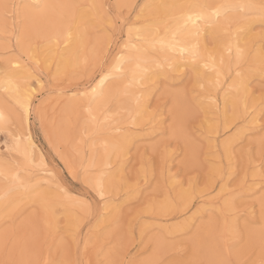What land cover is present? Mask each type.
<instances>
[{
    "label": "rangeland",
    "instance_id": "374dc122",
    "mask_svg": "<svg viewBox=\"0 0 264 264\" xmlns=\"http://www.w3.org/2000/svg\"><path fill=\"white\" fill-rule=\"evenodd\" d=\"M158 1L133 0L124 3L129 7L118 8L115 0H99L95 5L112 6L105 9L101 24L99 10L89 8L93 5L89 0H76L75 5L85 7L77 8L80 15L74 26H79L69 36V43H48L46 37L29 32L23 36L25 47L17 39L21 38V28L25 25L23 17L10 16L5 22L0 11V68L4 66L6 56L9 59L18 56L21 58L18 75L28 76L31 72L28 83L43 79L31 96L29 125L34 140L45 155L46 168L52 172L48 181L52 182V188L62 186L76 195L74 200L84 202L75 205L76 208L58 198L53 201L54 216L41 204L26 198L4 207L0 212V260L5 259L3 238L7 231L11 239L9 250L17 259L39 255L42 262L48 259L63 261L68 252L75 258L79 242L81 257L85 261L91 259L93 264L105 256L121 262L132 259L137 264L141 260H163L165 264L182 260L199 264L200 261L228 259L236 264L246 260L249 264H259L264 252V212L261 207L264 200V187H261L264 182V169L261 168L264 153L261 144L264 137L261 130L264 127V24L254 15L246 17V21H251L250 26L245 23L241 28L231 27L232 33L240 36L238 44L246 56L239 67L235 65L226 72L218 85L213 69L203 68L199 72L186 67L168 72L169 76L155 75L140 86L143 92L149 93L145 97L142 117L136 115L135 119L126 109L118 108L122 97L114 92L110 96V110L102 109L106 117L98 120L99 130L95 135L91 125L87 126V133L84 131L85 114L78 105L67 110L72 94L93 84L101 68H109L118 50L126 52L130 42L139 44L140 37L129 35L127 26L122 31L119 28L113 31L112 24L117 16L121 12L124 16L131 13L132 19L136 20L139 15L138 26H141L151 17V13L141 6ZM6 3L29 5L23 0H6ZM94 16L97 19H93ZM239 29L244 31L238 32ZM209 31L201 36L202 52L218 53L228 38L224 37L223 31L215 32L218 39L213 45L214 33ZM205 39L207 48L203 47ZM75 40L79 41L76 49L71 48ZM126 44L129 45L127 48ZM65 52L73 53L74 64L60 65L59 61L69 56ZM147 53L159 58L160 52L153 48ZM225 53L229 59V52ZM59 55L62 56L57 57ZM253 57L259 59L256 68L248 63ZM25 64L30 65L28 70H25ZM238 72L246 78L247 93H243V101L249 109L225 125L224 114L231 115L232 110L222 106L221 100L224 94L228 98L238 95L228 86ZM210 96L217 100V108L212 107ZM0 99L10 110L5 102L7 94L1 88ZM11 103L15 104V101ZM254 116L257 121L251 123ZM10 119L16 121L10 129L13 133L25 131L19 126L15 113ZM114 127L120 129L114 130ZM120 133L132 135L126 144L125 155L114 157L107 167L114 173L115 181L108 191L110 196L106 199L110 202L106 207L84 182L83 171L87 168L89 174L97 173L95 167L88 166V161L102 150L103 145L97 142L91 145L93 140ZM230 137L233 141L226 151L222 142ZM33 157L31 162H26L13 149L10 136L0 132V161L5 158L12 161L13 171L16 170L15 163L19 162L21 178L32 183L45 176L41 172L45 166ZM64 159L73 168L68 169ZM25 169L32 175H27ZM0 183L9 187L17 185L10 178L5 180L3 175H0ZM180 191L190 194L188 202L178 195ZM167 197L174 207L161 213L155 206ZM193 221L195 226L188 230L187 225Z\"/></svg>",
    "mask_w": 264,
    "mask_h": 264
},
{
    "label": "bare ground",
    "instance_id": "6f19581e",
    "mask_svg": "<svg viewBox=\"0 0 264 264\" xmlns=\"http://www.w3.org/2000/svg\"><path fill=\"white\" fill-rule=\"evenodd\" d=\"M23 1L24 3L27 2L26 4H29L30 3L29 1L34 2L33 4L38 3V4L75 5L76 3V0H23ZM89 1L93 5H95L97 2L99 3V0H89ZM132 1L133 0H115V4L120 5L124 3H129ZM262 1H263L262 3H259L258 0H181V1L180 0L178 1L160 0L153 5H150V3H145L144 5H148L149 7H145L144 9H146L148 12L151 13V17L147 23L140 26L142 29L140 33L133 32L131 34V35L140 37L139 44L137 45V44H133L132 42H130L129 50L124 52V53H130L132 55L133 57L132 61L131 62L126 61L121 66L120 72H115L116 58L123 52L121 50H118L114 54L113 62L111 63L109 68L107 69L103 67L101 68L100 75L97 78L95 77L96 81L93 84H91V87L88 86L87 88L81 89L78 92H75L72 94V99H70L71 101H69L67 105V110H73V108L76 107V105H78L77 98L80 96L81 93L85 91L90 92L92 87H97L99 85V81L102 76L108 77L104 81L103 85H99L100 87L103 88L105 96L110 97L114 92H118L119 96L122 97V99L120 100V104L118 105V108L126 109L127 112H130L135 116V119H136V115H140V117H142L144 107H145L144 104L146 102L145 97L149 94L147 91L143 92L140 86L148 83L151 80V78H153V76L155 75H161V74L167 75L168 72L170 71H175V70L179 71V70H182L183 68L189 67L191 68V70L193 71L199 70V72L200 70H203V68L213 69V74H214L213 76L217 79L219 78V80L223 79L226 72L231 67L237 65L235 47H233V50H232L233 58L231 59V61L227 58V53H225L226 51H228L226 48L228 40L221 45V48L218 53H211V55L215 57L214 65L212 64V61L208 59L209 53L202 52L203 58L197 61H193L192 57L190 56L188 52L182 53L180 51L181 48L190 47V44H189L188 29L183 28L184 21L182 19H179V17L186 16L188 14H192L200 10L197 8H187V7L183 9H169L163 6L164 5H213L215 6V5H221V4H231V5L252 4V5L259 6L261 4H264V0ZM0 3H6V0H0ZM24 11L25 10L22 7L20 16L23 17L25 25L21 28V34H20L21 38H17L21 41L20 45H22L23 47H25L22 41L24 38L23 36H25L29 32L34 33V34H39V35H42L43 37H46L48 43L53 42V41H58L61 44H63L70 40L69 36L73 33V30L78 29L77 27L79 26V25L77 27L74 26V23H76L77 19L79 20L78 15H80L78 14L79 11H77V9H75V13L77 17L75 22H70L67 16L65 17L64 20H57L55 22L47 18L40 17L38 15L31 16V17H25ZM66 11L68 13H71L72 10L69 9ZM207 11L211 12L212 9H208ZM248 15H254L257 20H260L258 18L259 8L257 7L256 9L245 10V12H241L239 9L230 10L228 16L230 18H234V21H235L231 27H233L234 29L241 28L243 27L245 23L248 26H250L249 23H251V21H246V17ZM80 23L81 22H79L78 24ZM209 23L213 25L210 28L208 27ZM224 23H225L224 16H221L219 20H217L215 17H211L210 21H200L199 26L202 29V34L207 32L208 29L210 30L209 33L212 34V32L213 33L222 32ZM191 27L192 26L189 25V28ZM77 34L78 32L75 35ZM27 41L28 40H26V42ZM78 42L79 41L72 43L71 48L78 47L79 46ZM236 43L237 42L233 40V44L235 45ZM153 48L157 49L160 52L158 53L159 58H154L151 53H147L149 49H153ZM66 54H69V56L66 58H63L62 61H59L60 65L61 64L62 65L74 64L76 62L75 60L76 58H74L73 53H66ZM60 56L62 55H59L57 57H60ZM221 56H223V59H224L223 65H221V62H220ZM245 56L246 55L244 53L243 59L245 58ZM11 61L13 64H17V63L20 64L21 58L18 56L17 57L15 56L11 58ZM241 61H239V63H242ZM205 62L209 64V67H205ZM248 63H250L252 68H256L259 66L258 65L259 59L258 57H253ZM137 65H139V67ZM218 72H219V77H218ZM110 73L111 75H109ZM42 80L43 79L38 78L36 79L35 82L27 84V91L30 93L31 96H32V93L36 91V88L40 87V85L42 84ZM208 80L210 81V79ZM109 81H112V82L109 83ZM213 85L216 86V84H213ZM246 85H247L246 78L242 75H237L231 81V83H229L228 86L231 89L232 88L235 89L238 95L233 98H228L227 96H225L226 94L222 96V100H221L222 106H225V107L229 106L231 107V110H232L231 115L224 114V119L226 123L225 125L230 123L231 119L238 118L241 115H244L247 113L249 106L243 101V93L246 92V88H247ZM139 92H140V95H138ZM210 97L213 99L212 107L217 108L218 107L217 102H216L217 100L212 96ZM57 100L58 98L55 99V102ZM93 107H94V115L97 117V122L99 119L103 120L106 117V115H104V112L102 111V109H97L95 105ZM0 110L4 111L6 115L10 112V110L4 103L3 99H0ZM256 121H257V118L255 116L252 117L251 123H255ZM247 123H249V121H247ZM134 124H139V123L134 122ZM22 127L25 130L24 132L14 133L16 137H19L18 142L16 139L13 138V136H10V139L13 142V149H15L18 153H20L26 162H31L33 156H36L41 161L42 165L45 166V168L41 169V172L45 174V176L42 177L43 180L39 179V180L34 181L33 183L29 181H25V183L31 184V185H36L38 183L42 187L40 189H37V191L51 190V195L55 196L58 191L57 186L55 187V189L52 188V184H51L52 182L48 181L49 175L52 172L50 171L49 168H46L47 162H46L45 155L42 152V150L38 147L36 141L34 140V137L31 132L30 125H29V119L23 123ZM112 129L119 130L120 128L114 127ZM92 131L94 132V129H92ZM97 133L98 131H96V134ZM131 135L132 134L130 133H120V134L110 136L107 138H103V139L96 138V140H93L94 142L91 143V145H94L96 142L101 143L103 147H102V150L96 156H91L89 158L88 166L95 167L97 169L96 174L90 173L89 175L94 183L96 181H101L104 184L107 191H109L110 189L114 187V181H115L114 173L111 170H107V167L111 165L114 157L116 156L123 157L125 155L126 144L129 142L130 140L129 136ZM232 141H233L232 137L223 141L222 148L225 149L226 151L229 150V147ZM64 161L65 163H67L66 159H64ZM65 166L68 169L73 168L70 164L65 165ZM59 188L63 189L62 186H59ZM63 190L70 197L76 196L74 193L70 192L69 190H66V189H63ZM178 195L181 198H183L185 202H188L189 198L191 197L190 194L186 191H180ZM0 197H1L0 198V212L4 211L3 210L4 207L8 208L12 205L14 201H21L23 198L30 199V200L36 201L37 203L41 204L40 200L36 198L35 193L33 192L26 193L24 191V188L19 186L18 184L13 187L12 186L9 187V186H6L0 183ZM60 198L61 200H63V202L69 205H73L76 208L77 206L75 205L78 204L79 206L80 202H78L79 200L78 201L74 200L76 199L75 197L74 199H66L63 196H60L59 199ZM42 206L48 211L47 213H50V215L54 216L55 213H54V203L53 202L48 204L46 207L44 205ZM155 207H158L159 211L161 213L162 212L164 213L165 211L172 209L174 207V204L172 200L169 197H167L162 203L158 204V206L156 204ZM263 221H264V214H263ZM166 232H168L167 229H166Z\"/></svg>",
    "mask_w": 264,
    "mask_h": 264
},
{
    "label": "snow or ice",
    "instance_id": "6c2138e0",
    "mask_svg": "<svg viewBox=\"0 0 264 264\" xmlns=\"http://www.w3.org/2000/svg\"><path fill=\"white\" fill-rule=\"evenodd\" d=\"M23 7L24 15L25 17H31V16H40L47 18L53 22L57 20H64L67 16L70 22L76 21V13L75 9L85 7L83 5H66V4H29V5H18V4H8V3H0V11H2L3 19L5 22L8 20L10 16L12 17H18L21 15V8ZM91 9H97L99 10V22L103 23V17L105 15V9H110L111 5H90L88 6ZM116 7H129L126 5H117ZM149 7L148 5H143L141 8ZM163 7L169 8V9H183L185 7L187 8H197L200 11L188 14L186 16H181L179 19H182L184 21L183 28L188 29V36H189V44L190 47L188 48H181L180 51L188 52L190 56L192 57L193 61H197L202 57V44H201V35H202V29L199 26L200 21H210L211 17H215L217 20L221 16H224L225 23L223 25V35L224 37L228 38V43L226 45V48L229 52V59L231 61V54L233 47H235L236 52V60H237V67H239V61H241L244 57V50L239 47L238 41L240 39V36L238 34H233L231 31V26L235 22L234 18H230L228 16V12L233 9H239L241 12H245V10H251L259 8V15L258 18L260 19L261 23L264 24V4H261L259 6L257 5H231V4H221V5H164ZM71 9V13H68L66 10ZM208 9H212L211 12H208ZM93 19H97V17H93ZM141 17L138 15L136 20L132 19L131 13H129L128 16H124L123 12H121L117 18L116 22L112 24V29L115 31L117 28L119 30H123L125 26H127L129 35H131L133 32L140 33L141 27L140 25ZM147 23V22H145ZM189 25L192 27L189 28ZM213 25L211 23L208 24V27H212ZM244 29H239L238 32H243ZM218 36L217 34H213L212 44L215 45L217 42ZM233 39L237 41V43L233 44ZM19 43V41H18ZM118 43V41H117ZM208 41L205 39L203 41V47L207 48ZM129 45L126 44L125 47L127 48ZM134 47V46H133ZM133 59L132 55L130 53H124L122 52L117 58H116V67L115 72H120L121 66L123 63L131 62ZM208 59L212 61V64H215V57L209 53ZM221 65L224 63L223 56H221ZM139 67V65H137ZM21 65L19 63L13 64L11 59H9L7 56L5 57L4 66L0 68V88H2L3 92L7 94L6 103L9 104L10 112L6 115L4 111L0 110V132H3L5 136H13L14 139L19 141V137H16L15 134L10 130L13 124L16 123V121H13L10 119V116L12 113H15L17 120L19 121V126L22 127L23 123L29 119V117L32 114L31 109V95L27 91V84L28 80L31 76V72L28 73V76H20L18 75V70L20 69ZM205 67H209V64L205 62ZM30 68V65L25 64V70H28ZM111 75V73L109 74ZM237 75H240L238 72ZM219 77V72H218ZM107 76H102L99 81V85H103L104 81L107 79ZM220 83L219 78L216 81V84L218 85ZM92 87L91 91H85L80 94L78 99V107L83 111L85 114L84 116V123L85 128L84 131L87 133L88 131V125L91 124L93 126L94 132L93 135L96 134V131H98V122L97 117L94 115V105L97 109H103V110H110L108 108V105L111 103V98L106 97L104 94V90L100 86ZM214 86V85H212ZM91 87V85H89ZM203 87V85H201ZM11 101H15V104H12ZM264 131V127L261 129ZM249 134H251L249 132ZM30 143V141H29ZM84 143H87V141H84ZM5 144H8V141L5 140ZM261 144L264 146V137L261 138ZM12 149H9L11 151ZM87 153L85 152V156ZM34 158V157H33ZM15 171H13V162L9 159L5 158L3 161H0V175H3L5 180H8L9 178L19 186L24 188V191L26 193L33 192L35 193L36 198H38L42 205L45 207L52 203L54 200L58 199L60 196H63L66 199H74L73 197H70L63 189L59 188V185H57V193L55 196L51 195V190L48 191H37V189H40L42 186L38 183L36 185L26 184L25 181L21 178L20 175V164L19 162H16L15 165ZM261 168L264 169V153H262V163ZM27 172V175L31 176L32 173L28 172L27 169H25ZM77 176L80 175L79 172L76 173ZM262 177H264V172H262ZM84 182L92 188L93 191L97 193V195L100 197V200L104 202V205L107 206L110 202L108 199H106L107 196H110V192H108L104 186V184L101 181H96L95 183L90 178V175L88 173V169H84V176H83ZM261 187H264V182H262ZM82 205L84 202H80ZM90 207V206H88ZM262 212H264V200H262ZM221 212L224 211L223 208L220 209ZM195 226L194 221L192 224H188L187 228L188 230H191V228ZM199 227V226H197ZM4 248H5V259L0 260V264H93L92 260L89 259L85 261L80 254V248H79V242H77V248L75 252V258H72V253L68 252L66 255V258L63 261H56L54 259H48L44 260L43 262L39 258V255H37L35 258L30 259H17L12 252L9 250V245L11 243V239L9 237V234L7 231L4 234L3 238ZM87 249V244H85V250ZM102 251V249H101ZM99 255V253H98ZM97 264H137V261L128 259L123 262L110 259L107 256H105L104 259L98 260ZM139 264H165L163 260H151V261H143L141 260ZM175 264H193L191 261H176ZM199 264H236V262L232 261L231 259L228 260H220V261H200ZM243 264H249V261H244ZM252 264H255V262H252ZM259 264H264V252H262L261 257L259 259Z\"/></svg>",
    "mask_w": 264,
    "mask_h": 264
}]
</instances>
